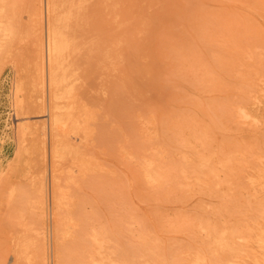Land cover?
I'll list each match as a JSON object with an SVG mask.
<instances>
[{"label":"rangeland","instance_id":"obj_1","mask_svg":"<svg viewBox=\"0 0 264 264\" xmlns=\"http://www.w3.org/2000/svg\"><path fill=\"white\" fill-rule=\"evenodd\" d=\"M100 1L67 29L53 158L49 0H0V264L18 240L45 264H264V0Z\"/></svg>","mask_w":264,"mask_h":264},{"label":"bare ground","instance_id":"obj_2","mask_svg":"<svg viewBox=\"0 0 264 264\" xmlns=\"http://www.w3.org/2000/svg\"><path fill=\"white\" fill-rule=\"evenodd\" d=\"M43 1V0H42ZM77 1L78 0H49V15H47V16H49L48 18H50V20H48L49 21V24H48V30H46L47 31V41H46V44L45 45H43L42 43H40V44H38L37 45V47L35 48L36 50V58L38 59V62H39V67H40V69H38V71L39 70H41V72H42V78L43 77H45V65H46V68L48 69V77H46V78H48V82H49V88H50V96L49 97H51V99L50 100H52L51 102H52V104H50V116H49V119H50V137H51V144H52V155H53V158L55 157V156H57L58 155V149H59V147L61 146V143H60V141L63 139V138H65V137H61L62 139H60L59 137L60 136H65V134H63L62 132H63V130L65 129V128H63V126L61 125V123L59 122V119H58V117L61 115V113L59 114V116L57 115V112H56V101L58 100V99H64L65 101L66 100H72L71 98H73V90H74V88H75V90H76V86L74 85V86H72V83H73V79H74V77L72 78L71 76H68V75H70V74H68V66H67V61L69 60L68 59V56H69V50H70V46H71V44L69 43V38L70 37H67V35H69L68 33H67V29H69V26H71L70 25V22H71V24L73 23L72 22V20H73V18H74V20L76 19V17H74V15L76 14V11H77ZM80 2H81V0H79ZM92 1V0H91ZM99 1V3L100 2H102V1H100V0H98ZM39 2V1H38ZM45 2V1H44ZM82 2H83V0H82ZM84 2H86V0H84ZM95 2H96V0H95ZM41 3V2H40ZM87 3V2H86ZM45 4V3H44ZM90 4H92V2L90 3ZM97 4V3H96ZM79 5H80V3H79ZM87 5V4H86ZM100 5H101V3H100ZM100 5L99 6H97V7H95L94 6V9L95 8H98V7H100ZM10 6V5H9ZM34 6V5H33ZM40 6H41V4H40ZM44 6V5H43ZM89 6V5H88ZM93 6V5H92ZM42 7V6H41ZM40 7V8H41ZM46 7H47V5H46ZM85 6L83 5V8H84ZM44 8V7H43ZM81 8V7H80ZM79 8V9H80ZM86 8H89L88 10L89 11H92V10H94V9H91L90 10V6L89 7H86ZM92 8V7H91ZM82 9V8H81ZM85 9V8H84ZM13 10V9H12ZM41 10H42V8H41ZM99 10H100V8H99ZM96 10H94L93 12H95ZM98 11V10H97ZM95 12V14H97V15H99L98 14V12ZM38 12V11H37ZM83 13H84V11H82ZM91 13V12H88V13H90L91 15L92 14H94V13ZM101 11H99V13H100ZM48 13V12H47ZM77 13H81V11L79 12V10L77 11ZM85 13L87 14V12L85 11ZM41 14H42V12H41ZM6 15V14H5ZM8 15V14H7ZM10 15V14H9ZM16 15H18V14H16ZM43 15V14H42ZM77 15V14H76ZM75 15V16H76ZM83 15L84 14H82L81 16L83 17ZM97 15H95V16H97ZM41 16V15H40ZM78 16H80V14H78ZM80 16V17H81ZM20 17V16H19ZM80 17H79V20H80ZM86 16H84V18L82 19V20H84V19H86L85 18ZM25 18V17H24ZM41 18H43V16L41 17ZM87 18H88V16H87ZM90 19L91 18H89V20L87 21V23L88 22H90ZM17 20H18V18H17ZM46 20V21H47ZM73 20V21H74ZM77 20V19H76ZM94 20L96 21L97 20V17L95 18L94 17ZM14 21V20H13ZM44 21V20H43ZM81 21V20H80ZM75 22H77V21H75ZM83 22H85L86 23V21L84 20ZM47 23V22H46ZM86 23V25H88ZM39 24V23H38ZM42 24V23H41ZM41 24H40V26H41ZM78 24V26L80 25V22L79 23H77ZM82 24H84V23H82ZM44 25V24H43ZM42 25V26H43ZM46 25V27H47V24H45ZM73 25V24H72ZM96 25H97V23H96ZM84 27H85V24L83 25ZM66 28V32H64V31H62L61 30V28ZM72 27H74V26H72ZM80 27V26H79ZM97 27V26H96ZM77 28L78 27H76V30H77ZM38 29V28H37ZM44 29V28H43ZM43 29H42V31H43ZM90 29V28H89ZM6 30V29H5ZM35 30V29H34ZM71 29H69V31H70ZM85 30V29H84ZM87 31H88V28L86 29ZM90 30H92V29H90ZM90 30H89V32H90ZM36 31V30H35ZM68 31V32H69ZM15 32V31H14ZM71 32V31H70ZM80 32V31H79ZM83 32V31H82ZM86 32V31H85ZM85 32H83V33H85ZM11 33V32H10ZM34 33V32H33ZM42 33V32H41ZM43 33H44V31H43ZM100 33V32H99ZM36 34V33H35ZM75 34V33H74ZM98 34V33H97ZM8 35V34H7ZM71 35V34H70ZM72 35H73V30H72ZM100 35H102V34H100ZM99 35V36H100ZM10 36V35H9ZM41 36V35H40ZM74 36V35H73ZM81 36V35H80ZM87 36V35H86ZM98 36V37H99ZM6 37V36H5ZM31 37V36H30ZM97 37V36H96ZM8 38V37H7ZM44 38V37H43ZM87 38V37H86ZM33 39V38H32ZM40 39H41V37H40ZM75 39H77V38H75ZM94 39H96V38H93V40ZM72 40H74L73 38H71V41ZM40 41H42V40H40ZM4 42H5V40H4ZM99 42V41H98ZM91 43V42H90ZM37 44V43H36ZM74 44H77V43H74ZM74 44H72L73 45V48H75L74 47ZM6 45V44H5ZM14 45V44H13ZM94 45V44H93ZM91 46H92V43H91ZM96 46V45H95ZM0 47H2V46H0ZM44 47H45V50H44ZM89 47H90V45H89ZM92 47H94V46H92ZM78 49V48H77ZM81 49V48H80ZM91 48H89V50H90ZM97 49V48H96ZM72 50V49H71ZM45 51V52H44ZM72 51H75V49L74 50H72ZM81 51H84L83 49L81 50ZM91 51V50H90ZM97 51L99 52V48L97 49ZM77 52V51H76ZM79 52H80V50H79ZM78 52V53H79ZM95 52V51H94ZM93 52V53H94ZM34 53V52H33ZM75 53V52H74ZM82 53V52H81ZM71 54H72V52H71ZM99 55H100V53H98ZM76 55H77V53H76ZM89 56V55H88ZM71 57H73V56H71ZM70 58V57H69ZM75 58V57H74ZM71 59V58H70ZM36 60V59H35ZM35 60H34V62H35ZM74 61V60H73ZM90 61V60H89ZM88 61V62H89ZM32 62H33V60H32ZM37 63V62H36ZM91 63V62H90ZM70 64V63H69ZM72 64V63H71ZM23 65V64H22ZM33 65H35V64H33ZM75 65H73V66H71L70 65V67H74ZM89 66V65H88ZM75 68H77L76 66H75ZM70 69V68H69ZM73 69V68H72ZM40 72V73H41ZM39 73V72H38ZM47 74V73H46ZM22 75V74H21ZM26 76V75H25ZM35 77V76H34ZM39 77H41V76H39ZM24 79V78H23ZM45 80V79H44ZM43 80V81H44ZM76 80V79H75ZM77 81V80H76ZM25 82V81H24ZM74 84H76V83H74ZM76 85H78V84H76ZM27 88V87H26ZM79 88H81V87H79ZM44 89H45V81H44ZM77 90H80V89H77ZM43 92H45L44 90H43ZM78 92V91H77ZM76 92V93H77ZM21 93V92H20ZM46 93V92H45ZM44 94V93H43ZM42 94V95H43ZM78 94V93H77ZM46 94H44V96H45ZM80 97V96H79ZM76 98V97H75ZM75 98L72 100L73 101V103H74V100H75ZM77 101V100H76ZM25 102V101H24ZM58 102V101H57ZM61 102V101H60ZM63 103V102H62ZM25 104V103H24ZM71 104V103H70ZM63 105H65V103L63 104ZM17 106V105H16ZM31 106V105H30ZM69 106V105H68ZM73 106V105H72ZM81 106V105H80ZM19 108H20V106H18ZM67 108V107H66ZM69 108V107H68ZM73 108H74V106H73ZM72 108V109H73ZM81 108H83V107H81ZM85 108V107H84ZM62 109V108H61ZM72 109L70 110V111H72ZM74 110H76V108H74ZM32 111V110H31ZM28 112V111H27ZM41 114L42 113H44V112H46V108H45V104H44V102H43V104H42V106H41V109H40V111H39ZM68 112V111H67ZM77 112H79V111H77ZM81 112V111H80ZM79 112V113H80ZM84 112V111H83ZM71 113H73V111L71 112ZM76 112H74L73 114H75ZM32 114V113H31ZM40 114V115H41ZM66 114V113H65ZM28 115H29V113H28ZM46 115V114H45ZM42 116V115H41ZM58 116V117H57ZM62 116H64V115H62ZM76 116V115H75ZM24 117V116H23ZM69 117H71V115L69 116ZM73 117H74V115H72V119H73ZM77 117V116H76ZM83 118V117H82ZM85 118H88V117H86V115H85ZM84 118V119H85ZM41 119V118H40ZM46 119V118H45ZM45 119H43L44 121H45ZM62 119H67V118H65V116L62 118L61 117V120ZM77 119V118H76ZM89 119V118H88ZM63 120V121H64ZM79 120V119H78ZM86 120V119H85ZM25 121V120H24ZM89 121V120H88ZM88 121H86V122H88ZM46 122V121H45ZM68 122H70V119L68 120ZM68 122L66 123V124H68ZM73 121H71V123H72ZM75 122H78L79 123V121H75ZM70 123V124H71ZM85 123V122H84ZM72 124H74V123H72ZM77 124V123H76ZM19 125V124H18ZM17 125V126H18ZM46 124L45 123H43V122H41L40 123V127L42 126V128H40L41 129V132L42 133H44V131H46V130H44V126H45ZM69 125V124H68ZM67 126V125H66ZM75 126V125H74ZM80 126V125H79ZM39 127V126H38ZM46 127V126H45ZM71 127H72V125H71ZM81 127V126H80ZM73 128V127H72ZM70 130V129H69ZM79 130V128H78V124H77V126H75L74 128H73V130L70 132V133H72V134H70V133H68V134H70V135H73L75 132V135L77 134L78 135V133H77V131ZM40 131V130H39ZM16 132H18V131H16ZM64 132H65V130H64ZM41 134V133H40ZM45 134V133H44ZM46 135V134H45ZM68 136V135H67ZM69 137V136H68ZM68 137H67V139L66 140H64L63 142L64 143H66V145L64 144V143H62L63 145H65L66 146V148L68 147L67 145H69L68 144V142L70 143V139H68ZM73 138V137H72ZM76 138V137H75ZM39 141V140H38ZM40 142V141H39ZM65 146H63V149H64V147ZM23 148V147H22ZM68 149H69V147H68ZM67 149V150H68ZM22 150V149H21ZM72 151V150H71ZM70 151V152H71ZM25 152V151H24ZM68 152H69V150H68ZM63 154H64V151H63ZM74 154V153H73ZM132 154V153H131ZM67 155V154H66ZM69 155H71L70 153H69ZM68 156V155H67ZM66 156V157H67ZM77 156V155H76ZM82 157V156H81ZM62 158H63V156H62ZM57 159V158H56ZM61 159V158H60ZM82 159H84V157L82 158ZM55 160V159H54ZM63 161V160H62ZM82 161L80 160V163H81ZM58 163V162H57ZM76 163H77V161H76ZM86 163V162H85ZM147 163V162H146ZM78 164V163H77ZM145 164V163H144ZM86 165V164H85ZM148 165V164H147ZM149 165H150V163H149ZM78 166V165H77ZM83 166V165H82ZM82 166H81V168H82ZM11 167V166H10ZM85 167H87V166H85ZM149 167V166H148ZM151 167H152V164H151ZM9 168V167H8ZM79 169H80V167H79ZM55 170H56V168H55ZM7 171V170H6ZM53 171H54V169H53ZM52 171V172H53ZM80 171H83V168H82V170H80ZM143 171V170H142ZM145 172V171H144ZM147 175H148V173H146ZM145 173H144V176L146 175ZM55 175V174H54ZM54 175H52V176H54ZM59 175V174H58ZM133 175H136V174H133ZM140 175V174H139ZM162 175V174H161ZM25 177H27V176H25ZM134 177V176H133ZM142 177V176H141ZM53 178V177H52ZM135 178V177H134ZM138 178V177H137ZM144 178V177H143ZM70 179V178H69ZM56 180H59L57 177H55L54 179H53V186H54V188H55V193H56V201L61 205V203H62V201H63V199L65 198L64 196H63V192H61L60 191V185L58 184V181H56ZM73 181V180H72ZM135 181V180H134ZM23 182V181H22ZM146 182V181H145ZM26 183V182H25ZM147 183V182H146ZM25 185H27V183L25 184ZM30 185V184H29ZM32 186H33V184H31ZM31 186V187H32ZM9 187V186H8ZM22 187V186H21ZM36 187V186H35ZM35 189V188H34ZM6 191V190H5ZM35 191V190H34ZM36 192V191H35ZM23 193V192H22ZM45 194H46V185L44 184V182H41L39 185H38V189H37V203H38V206H37V204H36V206L37 207H39L40 208V210L43 212V213H45V207H46V196H45ZM67 199V198H66ZM69 199V198H68ZM29 200V199H28ZM70 202V201H69ZM6 206V205H5ZM72 206V205H71ZM60 207H62V206H60ZM66 207V206H65ZM64 207V208H65ZM36 209H38V208H36ZM59 209V208H58ZM45 210V211H44ZM38 211H39V209H38ZM37 212V211H36ZM58 213V212H57ZM40 214V216H42L41 215V213H39ZM51 214V213H50ZM10 216V215H9ZM43 218V217H42ZM41 218V219H42ZM39 219V218H38ZM43 220V219H42ZM17 223V222H16ZM40 226H41V223H40ZM71 226V225H70ZM36 229H38V228H36ZM41 230V229H40ZM40 230L38 229L37 230V235H35V236H39L38 234H39V232H40ZM12 231V230H11ZM39 231V232H38ZM36 232V231H35ZM41 232H43L42 230H41ZM40 232V233H41ZM255 232V231H254ZM260 232V231H259ZM47 233V232H46ZM42 235H43V233H41ZM241 235V234H240ZM22 237H24V236H22ZM22 237L20 238V240L22 239ZM27 237V236H26ZM40 238V237H39ZM223 238V237H222ZM24 239H26L25 237H24ZM38 239V238H37ZM59 239V238H58ZM23 240V239H22ZM35 240V239H34ZM16 241V240H15ZM36 241H39V239L38 240H36ZM19 242V243H18ZM18 245H16V252H15V257H14V262H15V264H45V254L44 253H42L40 256H39V262H38V260H37V262H36V260H32V259H34L33 257H29V255H28V253H27V251H28V248H30V247H28L27 248V245L26 244H24L23 242H22V244L20 243V241L18 240ZM58 242H60V241H58ZM16 243V244H17ZM25 243H29V242H26L25 241ZM31 243H32V241H31ZM30 243V244H31ZM38 243V242H37ZM40 243V242H39ZM35 244V243H34ZM236 244V243H235ZM33 247V249L34 248H36V247H34V245L33 244H31ZM36 245H39V244H36ZM30 246V245H29ZM44 246V245H43ZM38 248V247H37ZM31 249V248H30ZM33 249H31V250H33ZM260 249H262V248H260ZM40 252V251H39ZM42 252V251H41ZM40 252V253H41ZM30 254V253H29ZM34 256V255H33ZM35 257V256H34ZM37 257V256H36ZM236 258V257H235ZM35 261V262H34ZM257 262V261H256Z\"/></svg>","mask_w":264,"mask_h":264}]
</instances>
